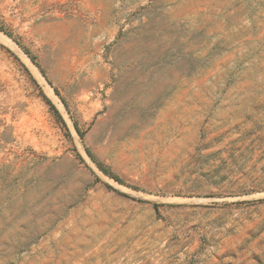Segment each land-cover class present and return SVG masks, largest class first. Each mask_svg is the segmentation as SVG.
<instances>
[{
    "label": "rangeland",
    "instance_id": "1",
    "mask_svg": "<svg viewBox=\"0 0 264 264\" xmlns=\"http://www.w3.org/2000/svg\"><path fill=\"white\" fill-rule=\"evenodd\" d=\"M0 264H264V0H0Z\"/></svg>",
    "mask_w": 264,
    "mask_h": 264
},
{
    "label": "trees",
    "instance_id": "2",
    "mask_svg": "<svg viewBox=\"0 0 264 264\" xmlns=\"http://www.w3.org/2000/svg\"><path fill=\"white\" fill-rule=\"evenodd\" d=\"M25 53H27V51H25ZM28 54V53H27ZM32 59V61H34V59L33 58H31ZM43 95V97H44V100L46 101V103L49 105V107L53 110V112H54V114L61 120V121H63L62 120V118H61V116H60V114H59V111L56 109V107L52 104V102L44 95V94H42ZM75 129H76V131L78 132V133H80V135H81V132H79V129L77 128V126H76V124H75ZM88 153V155L90 156V153L89 152H87ZM78 157H79V155H77ZM79 159L81 160V158L79 157ZM97 167L99 168V170L101 171V172H103L104 174H106V175H108L109 177H111V178H113L114 180H116L117 182H119V183H121L120 182V180L116 177V176H114V175H112L105 167H103L102 165H100V164H97ZM154 208H155V210H157V208H158V205H154Z\"/></svg>",
    "mask_w": 264,
    "mask_h": 264
}]
</instances>
